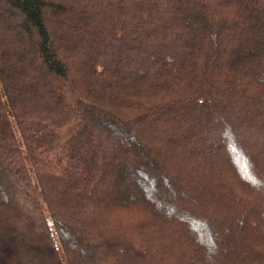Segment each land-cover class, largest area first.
<instances>
[{
	"label": "trees",
	"instance_id": "1",
	"mask_svg": "<svg viewBox=\"0 0 264 264\" xmlns=\"http://www.w3.org/2000/svg\"><path fill=\"white\" fill-rule=\"evenodd\" d=\"M0 264H264V0H0Z\"/></svg>",
	"mask_w": 264,
	"mask_h": 264
}]
</instances>
